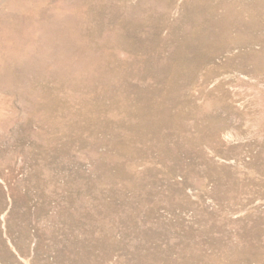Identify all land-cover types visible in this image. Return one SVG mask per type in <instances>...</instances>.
<instances>
[{
	"label": "rangeland",
	"instance_id": "rangeland-1",
	"mask_svg": "<svg viewBox=\"0 0 264 264\" xmlns=\"http://www.w3.org/2000/svg\"><path fill=\"white\" fill-rule=\"evenodd\" d=\"M0 264H264V0H0Z\"/></svg>",
	"mask_w": 264,
	"mask_h": 264
}]
</instances>
